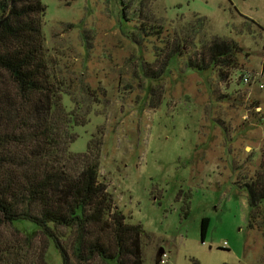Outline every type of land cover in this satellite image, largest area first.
Masks as SVG:
<instances>
[{"label":"rangeland","instance_id":"obj_1","mask_svg":"<svg viewBox=\"0 0 264 264\" xmlns=\"http://www.w3.org/2000/svg\"><path fill=\"white\" fill-rule=\"evenodd\" d=\"M40 1L54 82L67 108L88 119L74 128L69 150L81 153L100 136V182L146 230L144 263L191 264L194 257L200 264H264V227L248 228L246 190L238 186L264 161V0H143L139 20L133 12L140 0ZM148 14L163 34L136 42L132 26ZM182 24L199 31L191 54L200 53L202 40L236 41L237 69L225 78L217 67L193 71L184 52L160 79L144 75L139 61H154L161 38ZM36 228L28 221L4 227L0 264H41L45 238ZM22 233H33L23 255L14 247ZM44 258L62 261L52 241Z\"/></svg>","mask_w":264,"mask_h":264},{"label":"trees","instance_id":"obj_2","mask_svg":"<svg viewBox=\"0 0 264 264\" xmlns=\"http://www.w3.org/2000/svg\"><path fill=\"white\" fill-rule=\"evenodd\" d=\"M143 7L140 0L134 18L139 20ZM45 10L40 0H0V235L8 225L33 223L45 238L39 246L41 264H46L51 241L61 254L60 264H145L141 248L146 230L127 219L100 182V136H93L81 153L69 150L76 139L74 128L88 119L67 108L64 88L54 82L44 53ZM150 17L132 26L136 42L163 34L162 23ZM182 25L181 32L161 38L154 61H139L144 75L160 79L175 55L184 52L186 67L193 71L217 67V74L225 78L228 69H237L242 48L236 41L202 40L196 45L202 47L200 53L191 54L189 41L195 45L199 31ZM238 186L246 190L248 228H263L264 161ZM207 229L208 218L203 217L201 238ZM32 234L24 233L22 241H16V254L23 255L22 248L32 245ZM191 264L200 262L192 257Z\"/></svg>","mask_w":264,"mask_h":264},{"label":"built area","instance_id":"obj_3","mask_svg":"<svg viewBox=\"0 0 264 264\" xmlns=\"http://www.w3.org/2000/svg\"><path fill=\"white\" fill-rule=\"evenodd\" d=\"M249 79H250L249 74H247V78H246V77L243 78V80H244L245 82H247ZM163 256H164V253L161 255V258H160L161 261H164V260L162 259Z\"/></svg>","mask_w":264,"mask_h":264},{"label":"water","instance_id":"obj_4","mask_svg":"<svg viewBox=\"0 0 264 264\" xmlns=\"http://www.w3.org/2000/svg\"><path fill=\"white\" fill-rule=\"evenodd\" d=\"M163 249V248H162ZM162 249H160L159 251H158V255L162 252Z\"/></svg>","mask_w":264,"mask_h":264}]
</instances>
